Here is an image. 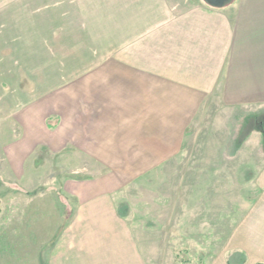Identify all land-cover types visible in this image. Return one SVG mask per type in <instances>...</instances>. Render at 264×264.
I'll list each match as a JSON object with an SVG mask.
<instances>
[{"label": "crops", "instance_id": "0c3cea01", "mask_svg": "<svg viewBox=\"0 0 264 264\" xmlns=\"http://www.w3.org/2000/svg\"><path fill=\"white\" fill-rule=\"evenodd\" d=\"M212 106L264 119V0H0V264H146L111 169ZM243 143L256 196L206 264H264V124Z\"/></svg>", "mask_w": 264, "mask_h": 264}, {"label": "rangeland", "instance_id": "374dc122", "mask_svg": "<svg viewBox=\"0 0 264 264\" xmlns=\"http://www.w3.org/2000/svg\"><path fill=\"white\" fill-rule=\"evenodd\" d=\"M205 110L195 115L184 131L174 162L157 166L138 163L136 172L127 162L124 169H111L112 173H125L119 207L130 213L132 232L145 243L146 264H206L215 252L220 257L229 248L231 231L256 196L250 188L248 169L252 165L245 161L247 148L242 140L261 124L251 121L253 125L245 129V113L235 114L219 106ZM237 145L242 149L232 157ZM260 152L258 148L256 153ZM141 170L138 178L128 180L129 172L137 175ZM93 173L102 172L95 168ZM4 212L0 206V213ZM167 218L173 226H166ZM4 232L5 226L0 225V234Z\"/></svg>", "mask_w": 264, "mask_h": 264}, {"label": "trees", "instance_id": "16d2710c", "mask_svg": "<svg viewBox=\"0 0 264 264\" xmlns=\"http://www.w3.org/2000/svg\"><path fill=\"white\" fill-rule=\"evenodd\" d=\"M251 119H253V122H255V124H258V122L260 123V124H264L263 122H264V119L262 118V119H260V117H259V115L257 116V115H255V116H253V117H248L247 118V120L246 121H244V126H245V124L246 123H248L249 121H251ZM259 120V121H258ZM259 125V124H258ZM260 126V125H259ZM244 139V138H243ZM239 143V142H238ZM236 147V149L237 148H239V146L237 145V146H235ZM244 260V257H242V261Z\"/></svg>", "mask_w": 264, "mask_h": 264}, {"label": "water", "instance_id": "95a60500", "mask_svg": "<svg viewBox=\"0 0 264 264\" xmlns=\"http://www.w3.org/2000/svg\"><path fill=\"white\" fill-rule=\"evenodd\" d=\"M213 6L221 7L229 0H207Z\"/></svg>", "mask_w": 264, "mask_h": 264}]
</instances>
